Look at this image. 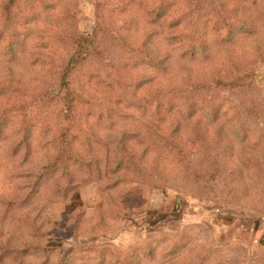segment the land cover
I'll return each mask as SVG.
<instances>
[{"label":"rangeland","instance_id":"obj_1","mask_svg":"<svg viewBox=\"0 0 264 264\" xmlns=\"http://www.w3.org/2000/svg\"><path fill=\"white\" fill-rule=\"evenodd\" d=\"M261 216L264 0H0V264H254Z\"/></svg>","mask_w":264,"mask_h":264},{"label":"trees","instance_id":"obj_2","mask_svg":"<svg viewBox=\"0 0 264 264\" xmlns=\"http://www.w3.org/2000/svg\"><path fill=\"white\" fill-rule=\"evenodd\" d=\"M94 45V41L91 37H82L76 41V47L73 54L69 57L63 71L61 74L60 84L55 90V99L56 102L60 105L61 115L65 118V116L73 113L75 111V106L77 101L80 100L79 92L73 87L71 81V73L75 69V67L79 64V62L87 55V51L90 47ZM220 80V79H219ZM73 126L61 127L60 134L69 135ZM59 135V132H58ZM61 137L57 138L60 142ZM62 154H59L57 157L60 159ZM72 251L79 250L78 247H74L71 249Z\"/></svg>","mask_w":264,"mask_h":264},{"label":"crops","instance_id":"obj_3","mask_svg":"<svg viewBox=\"0 0 264 264\" xmlns=\"http://www.w3.org/2000/svg\"><path fill=\"white\" fill-rule=\"evenodd\" d=\"M237 230L247 231L251 237L254 252V264H264V216L260 218H239L236 221Z\"/></svg>","mask_w":264,"mask_h":264}]
</instances>
